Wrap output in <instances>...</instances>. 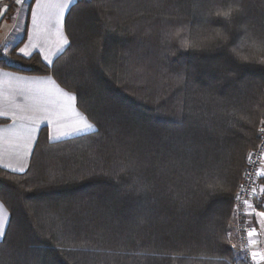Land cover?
Masks as SVG:
<instances>
[{"label":"trees","instance_id":"16d2710c","mask_svg":"<svg viewBox=\"0 0 264 264\" xmlns=\"http://www.w3.org/2000/svg\"><path fill=\"white\" fill-rule=\"evenodd\" d=\"M64 28L50 66L17 46L0 66L50 75L95 130L41 128L24 173L0 168V264H244L228 233L264 123V0H77Z\"/></svg>","mask_w":264,"mask_h":264},{"label":"crops","instance_id":"0c3cea01","mask_svg":"<svg viewBox=\"0 0 264 264\" xmlns=\"http://www.w3.org/2000/svg\"><path fill=\"white\" fill-rule=\"evenodd\" d=\"M77 0H6L0 4V59L8 60L9 54L17 46L15 54L29 58L37 54L42 62L50 66L67 47L62 38L67 39L64 23L71 6ZM4 21L7 24L1 28ZM68 41V39H67ZM21 42V43H20ZM5 48V52L2 50ZM29 53L25 56L21 50ZM45 57L48 59L45 60ZM48 61H51L49 63ZM16 68V67H15ZM69 97H73L70 99ZM0 168L16 174L24 173L41 128L47 129L49 142L91 133L86 128L91 124L77 108L75 97L61 88L50 75L27 74L14 68L0 66ZM77 129H83L77 131ZM264 185L259 182L257 197L248 214L251 225L256 229L254 242L263 244L258 221H263L264 196L260 191ZM263 200V201H262ZM257 201H261L258 203ZM9 222V213L0 202V241ZM231 220L228 237L235 248L237 233ZM231 227V226H230ZM234 243V245H233Z\"/></svg>","mask_w":264,"mask_h":264},{"label":"built area","instance_id":"2783aa9c","mask_svg":"<svg viewBox=\"0 0 264 264\" xmlns=\"http://www.w3.org/2000/svg\"><path fill=\"white\" fill-rule=\"evenodd\" d=\"M6 0H0V4ZM28 0H21L25 3ZM5 52V48L2 50ZM264 124L258 129V143L247 155L242 177L233 201L232 218L238 234L236 249L244 264H264V248L262 244L254 242V235L250 238L248 233L253 231L248 213L253 205L255 193L263 177L264 168ZM259 173V175H258ZM247 201L248 207L245 204ZM256 253V256H253Z\"/></svg>","mask_w":264,"mask_h":264},{"label":"snow or ice","instance_id":"6c2138e0","mask_svg":"<svg viewBox=\"0 0 264 264\" xmlns=\"http://www.w3.org/2000/svg\"><path fill=\"white\" fill-rule=\"evenodd\" d=\"M17 2L20 3L21 0H17ZM230 17H231V12H230V11L224 13V19L227 20V19H230ZM67 43H68L67 39H66V38H62V40H61V46H60V48L57 49V51H61L62 48H63V45H66ZM21 51H22V53H23L25 56L29 55V53L26 52V51H24L23 49H22ZM47 59H48V58L45 57V60H47ZM48 62L51 63V61H48ZM69 98H70V99H73V97H69ZM92 127H93V125H91V124H87V125H86V128H92ZM82 130H83V129H77V131H82ZM261 131L264 132V129H262ZM258 175H259V173H258ZM245 204H246L248 207H251V205H248V204H247V201H245ZM259 215L264 216V213H260ZM0 234H2V233H0ZM254 234H255V230L250 231V232L248 233V235H249L250 238H251ZM253 256L255 257V256H256V253H253Z\"/></svg>","mask_w":264,"mask_h":264},{"label":"rangeland","instance_id":"374dc122","mask_svg":"<svg viewBox=\"0 0 264 264\" xmlns=\"http://www.w3.org/2000/svg\"><path fill=\"white\" fill-rule=\"evenodd\" d=\"M7 24V21H4L3 22V24H2V26H1V28L2 29H4V26ZM9 53H7L5 56H7ZM262 124H264V123H262ZM251 151V150H250ZM249 151V152H250ZM249 152H248V154H249ZM247 154V155H248ZM260 182H261V184L262 185H264V168H263V177L261 178V180H260ZM239 187V186H238ZM257 191H256V193H255V198H256V200H258V198L259 197H257ZM260 195H263L264 196V189H262V191H260ZM254 198V199H255ZM263 201V200H262ZM258 203H260L261 201H257ZM261 203H264V201L263 202H261ZM253 206V205H252ZM261 208H263V206L261 207ZM252 209V207L250 208V210ZM250 210H249V212H250ZM232 212H233V210H232ZM249 214V213H248ZM233 218H231V220H232ZM257 221H258V226H259V228H260V230H261V234H262V240H264V220L263 221H259L258 220V218H257ZM233 223H234V220H233ZM234 226H235V224H233ZM231 230H232V225H231ZM235 230H236V227H235ZM253 230H255L256 231V229L253 227ZM236 233H237V230H236ZM237 240H238V234H237ZM233 245H234V243H233ZM236 245H237V243H236ZM263 248H264V241H263ZM235 250H236V253H237V255L239 256V254H238V252H237V249H236V246H235ZM240 257V256H239Z\"/></svg>","mask_w":264,"mask_h":264}]
</instances>
